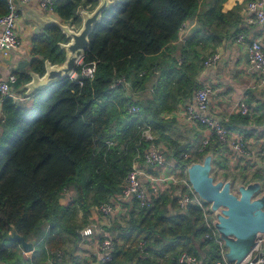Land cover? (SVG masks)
Listing matches in <instances>:
<instances>
[{"label": "trees", "instance_id": "trees-1", "mask_svg": "<svg viewBox=\"0 0 264 264\" xmlns=\"http://www.w3.org/2000/svg\"><path fill=\"white\" fill-rule=\"evenodd\" d=\"M96 1L54 0L52 7L63 22L78 26L77 7L90 10ZM241 3L233 6L238 12ZM200 4L201 0H113L89 33V47L82 56L83 64L94 63L91 78L82 77L79 83L67 77L30 94L18 90L26 103L0 94V264H47L48 258L55 264H80L71 255L78 229L98 221L95 206L120 192L143 149L170 139L165 131L172 129V120L165 113L199 88L201 50L227 36L230 28L224 24L230 20L219 17L222 26L216 22L220 7L204 9ZM6 8V0H0V14ZM193 17L191 34L175 54L162 52L181 24ZM235 21L237 25L239 16ZM66 40L55 25L35 33L28 69L42 73L44 58L61 62L64 51L57 42ZM154 55L164 62L157 75ZM14 74L13 89L30 78L26 66ZM152 74L156 82L147 93L145 83ZM118 77L128 87L122 82L110 87ZM137 91L140 97L131 95ZM131 104L138 108L134 114L128 111ZM145 127L151 140L142 135ZM170 141L180 164L195 160L197 156H181L193 144ZM218 144L212 136L202 153H216ZM177 187L182 190L178 185L163 190L142 206L131 198L124 225L117 226L121 240L115 237L110 260L100 264H181L180 252L202 248L215 260L218 247L205 237L201 209L190 203L180 207ZM12 233L32 240L28 256L21 255L18 240L9 238Z\"/></svg>", "mask_w": 264, "mask_h": 264}, {"label": "crops", "instance_id": "crops-1", "mask_svg": "<svg viewBox=\"0 0 264 264\" xmlns=\"http://www.w3.org/2000/svg\"><path fill=\"white\" fill-rule=\"evenodd\" d=\"M241 3L239 12L238 8L233 7L236 3ZM249 1V0H248ZM248 1L244 0H201L200 7L206 9L210 6H219L220 10L217 11L216 22L223 25L221 19H226V29H229L227 36L217 42L216 44L207 45L201 50L203 55L202 68L198 72L196 79L199 87L207 85L209 87V95L207 102V114L215 117L221 121L222 125L233 135L242 134L247 138V147L250 150V155L244 156L235 152L229 142L219 143L217 152L213 155V172L216 169L219 171L221 177L233 178L235 181L247 182L255 177L262 180L264 187V159H261L257 154L259 138L264 139V79L255 64L249 59L247 53V44L251 40L257 39L264 48V21L249 23L246 16L249 14L246 8ZM232 3V5H230ZM18 15L15 22V31L18 36V46L9 50L6 54H0V81L6 80L9 74H14V71L26 66L23 61H29L31 58L32 37L34 32L35 21L31 17V12L45 13L40 6V0H32L27 5H19ZM78 7H83L79 5ZM234 8L232 13L228 12ZM48 14V13H45ZM51 15L59 18L54 11ZM239 16L237 25L235 24ZM237 17V18H236ZM195 17L188 19L185 22L183 30L177 32V37L167 44L162 49V52L173 56L175 51L179 48L180 44L184 43L192 31L195 23ZM65 22V21H64ZM234 22V24L232 23ZM2 28L0 27V33ZM41 32V30H39ZM38 32V33H39ZM238 34H242V40H238ZM174 46V47H172ZM212 53H217L218 57L215 62L205 65L204 60ZM153 61L156 65V75L159 74L160 65H163V58L159 55L153 56ZM153 63V62H152ZM154 64V63H153ZM156 75L151 76L145 83L147 93L153 90V85L156 82ZM15 76V74H14ZM16 78V76H15ZM11 86V83H9ZM18 88L16 92L18 93ZM196 91V90H195ZM195 91L184 100L174 104L171 111L165 113V116L172 120V129H166V137L171 140H176L179 144L191 143L194 146H199L202 142L209 141L205 126L197 121L188 119L187 106L196 108L195 104ZM23 92V91H22ZM131 93L134 97H140L138 94ZM24 93V92H23ZM137 95V96H136ZM137 97V98H138ZM19 103H26L27 97L14 100ZM243 101L247 104L249 112L241 114L236 109V104ZM2 123L1 115V100H0V129ZM152 136V135H151ZM170 139L162 138L152 145L157 146L163 153V163L159 165H147L143 162L142 158H136L133 163L137 164L142 169L141 182L144 185L150 184L151 176L166 177L164 181H156L155 184L159 187V193L163 190H173L174 186L182 185L174 183L172 177H179L184 175V169L179 160L174 156L173 144ZM191 147V148H192ZM204 154V153H203ZM198 155L195 160L199 159ZM219 176V177H220ZM163 184H168L165 187ZM184 190V189H183ZM176 195L179 193V188L174 191ZM119 192L111 199L114 202L111 212L104 216L99 214L97 223L106 232L117 237V226L124 225L125 214L128 205L131 203L129 200H123L118 196ZM130 202V203H129ZM92 221V220H89ZM44 236L46 226L41 228ZM36 240V243L41 238ZM99 234L97 231L93 234L78 238L75 245L71 248V255L77 256L80 264H98L101 256V251L98 246ZM119 237H117L118 239ZM121 238L118 239V241ZM33 245L32 240L28 239ZM33 250V248H32ZM31 250V251H32ZM24 251L22 248L20 253L22 256H28L29 252ZM61 251H56V255H60ZM196 256V261L191 263L181 264H212V256L207 255L206 248H202L192 253ZM60 259V258H59ZM160 260V258H159ZM47 264H55L49 258ZM57 264V263H56ZM158 264H165L160 261Z\"/></svg>", "mask_w": 264, "mask_h": 264}, {"label": "built area", "instance_id": "built-area-1", "mask_svg": "<svg viewBox=\"0 0 264 264\" xmlns=\"http://www.w3.org/2000/svg\"><path fill=\"white\" fill-rule=\"evenodd\" d=\"M32 0H6L7 8L3 14H0V27L2 31L0 33V54H6L9 50L14 49L18 46V36L15 31V22L18 15L19 5H27ZM54 0H40V6L44 10L45 13L51 14L54 12L52 3ZM247 11L249 14L246 16V19L249 23H258L264 21V0H249L246 4ZM185 26V22H183L179 28L181 32ZM238 40H242V34H238ZM247 53L249 59L255 64V66L260 71L262 78L264 79V48L262 44L257 40H251L247 44ZM218 57L217 53L210 54L205 60L204 64L209 65L216 61ZM80 66L79 71L74 70L68 78L76 80L80 83V78L88 77L91 78L94 72V63L83 64L82 57L77 61L76 66ZM15 80L14 74H9L6 80L0 81V94L4 96H9L13 100L21 98V96L13 89L9 83ZM122 82L125 87H128V82L124 80L123 77H118L113 80V83L110 87H113L115 83ZM18 90V89H17ZM209 95V87L207 85H202L199 87L194 94L196 108L193 109L191 106L186 107V111L188 112V119L197 120L201 122L207 131L208 137L214 136L218 143L229 142L231 148L242 154L244 156L250 155V150L247 147L248 140L244 138L242 134H232L229 132L215 117H211L207 114V102ZM236 109L241 114H247L249 112V108L247 104L243 101H239L236 104ZM128 111L131 114H134L138 111L136 105H130L128 107ZM142 135L151 140L152 136L150 133V129L145 127L142 130ZM206 140L201 143L199 146L192 147L189 151L181 154L182 157H194L200 156L203 154L202 149L206 144ZM110 143V141H109ZM258 149L256 154L264 159V139L259 138L257 140ZM137 158H142L143 162L147 165H159L163 163V153L161 149L157 146L150 145L143 149L140 156ZM185 165H182L184 169V175L172 177V181L174 183H178L182 185L181 191H179L177 195V203L180 207H184L186 204L190 203L198 206L203 215V219L205 222V226L207 228V232L205 233V237L212 238L217 244L218 257L212 261V264H264V233H261L256 237L255 244L249 251V253L241 259L239 262L235 261H227L224 257L225 246L223 245L222 240L217 237L214 227L212 226V212L208 208V203L204 202L197 193L192 189L189 181L187 180V176L185 173ZM142 169L135 163L132 164L131 169L125 176V179L122 183V187L118 196L123 200H130L131 198H135L139 205L147 204V200L151 195L159 194V187L157 186L156 181H164L166 177L160 176H151L149 181L150 184L144 185L141 182V174ZM167 187L168 184H163ZM114 202L110 198L108 202L99 204L95 206L97 212L104 216L107 213L111 212L113 209ZM97 231L99 234L98 246L101 251V256L98 261V264L108 261L111 258V252L115 246L116 240L110 234L103 232L102 228L97 222H91L82 228L78 229V234L80 237H84L90 234H93ZM144 248V243L141 242L140 250ZM143 256V255H142ZM255 258V260H253ZM177 261L179 263H191L196 261V256L192 253H188L186 251H182L179 253L177 257Z\"/></svg>", "mask_w": 264, "mask_h": 264}, {"label": "water", "instance_id": "water-1", "mask_svg": "<svg viewBox=\"0 0 264 264\" xmlns=\"http://www.w3.org/2000/svg\"><path fill=\"white\" fill-rule=\"evenodd\" d=\"M112 1L97 0L90 10L77 7L80 22L75 28L51 14L32 11L31 17L36 23L34 32L38 33L49 25H55L67 38L66 41L57 42L64 51V58L59 63L44 58L42 73L28 69L30 78L18 90L30 94L69 77L75 70L77 61L89 47V33L94 24L100 20L102 12ZM22 63L26 65L28 62ZM213 155V151L208 150L199 159L189 161L185 165V173L192 189L208 203L212 212V226L225 246V259L239 262L249 253L256 237L264 233V187L259 177L247 182L235 181L233 178H215L212 173ZM9 238L18 240L24 251H31L33 248L30 241L16 233H12Z\"/></svg>", "mask_w": 264, "mask_h": 264}, {"label": "rangeland", "instance_id": "rangeland-1", "mask_svg": "<svg viewBox=\"0 0 264 264\" xmlns=\"http://www.w3.org/2000/svg\"><path fill=\"white\" fill-rule=\"evenodd\" d=\"M75 27H77V26L74 25V28H75ZM18 94L23 98V93H22V92H21V93L18 92ZM16 100H17V99H16ZM212 173L214 174L215 178H219L220 173H219V171H218L217 169H216V171L213 172V168H212ZM220 177H221V176H220Z\"/></svg>", "mask_w": 264, "mask_h": 264}]
</instances>
